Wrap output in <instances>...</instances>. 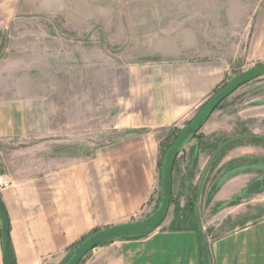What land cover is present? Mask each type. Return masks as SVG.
Masks as SVG:
<instances>
[{
  "label": "crops",
  "instance_id": "obj_1",
  "mask_svg": "<svg viewBox=\"0 0 264 264\" xmlns=\"http://www.w3.org/2000/svg\"><path fill=\"white\" fill-rule=\"evenodd\" d=\"M219 6L212 10L219 11ZM22 11L20 0H0V50L4 31ZM197 11L208 10L201 6ZM246 27L245 59L263 64L264 0ZM186 34L180 48L166 49L159 60L117 69L115 104L96 128L99 144L93 142L94 123L87 117L69 127L84 139L79 147L29 142L45 138L28 131L31 105L8 98L1 92L10 89L0 87V175L10 181L0 190V202L13 264H64L95 232L140 221L154 210L161 193L164 133L193 115L229 74L230 48L224 51L219 31H207L199 22ZM262 109L253 107V117L262 120ZM215 114L200 128L205 137ZM251 133L264 137L263 131ZM243 135L248 134L236 137ZM195 140L180 154L188 151L185 165L199 168L201 160L195 162L189 148ZM255 149L233 148L226 160ZM180 154L171 188L179 208L171 203L155 231L113 239L89 252L84 264H264V196L239 195L247 187L252 190L248 174L215 181L208 179L209 168L200 188L199 182H187L188 195L176 198L184 188L175 178Z\"/></svg>",
  "mask_w": 264,
  "mask_h": 264
},
{
  "label": "rangeland",
  "instance_id": "obj_2",
  "mask_svg": "<svg viewBox=\"0 0 264 264\" xmlns=\"http://www.w3.org/2000/svg\"><path fill=\"white\" fill-rule=\"evenodd\" d=\"M260 1L20 0L23 11L2 35L0 71L6 70V74L0 75V87L10 91L1 93L31 105L27 114L28 131L38 136L44 134L45 138L29 142L45 147H79L84 139L76 138L75 130L69 127L87 117L94 123L93 142L99 144L100 138L95 139L99 135L96 128L99 130L102 117L111 115L115 104L117 69L159 60L166 49L180 48L190 26L203 22L207 31L220 32L224 51L230 48L229 74L223 85L260 65L247 61L244 50L246 26ZM218 5L220 10L213 11ZM201 6L208 11H197ZM208 99L178 128L164 133L160 148L161 178L166 151ZM40 104L43 114L40 106L36 108ZM259 106H264V76L241 86L218 106L209 128L204 129L208 136H203L199 129L192 137L196 138L194 144L189 147L193 148L191 155L195 162L201 160V166H186L188 151L180 154L192 138L179 152L175 178L184 188L175 193L176 198L188 195L187 182H199L204 165L221 144L240 134L264 132V118L253 117L255 112L251 110ZM240 146L256 149L241 158L226 160L230 150ZM239 173L248 174L246 178L251 183L260 184L255 191L249 187L243 189L240 196H264L263 141L246 140L225 147L212 163L208 179L223 181ZM161 198L160 193L156 207L147 217L157 210ZM172 205L179 208L176 202ZM88 255L79 264H84ZM0 264H3L1 242Z\"/></svg>",
  "mask_w": 264,
  "mask_h": 264
},
{
  "label": "water",
  "instance_id": "obj_3",
  "mask_svg": "<svg viewBox=\"0 0 264 264\" xmlns=\"http://www.w3.org/2000/svg\"><path fill=\"white\" fill-rule=\"evenodd\" d=\"M261 76H264V64L251 67L241 72L239 75L224 84L215 94H213L200 108L193 119L189 121V123H187V125L180 131V133L169 146L164 156L161 178L162 198L159 207L153 214L142 221L106 227L95 232L76 247L72 257L65 264H79L89 252L105 244L106 242H109L110 240L119 237L142 236L155 231L163 223L167 216L170 203L172 201L171 188L173 167L175 160L184 144L199 131L201 126L208 120L212 113L225 99H227L241 86ZM243 140H259L264 142V137L256 135H243L229 139L221 144L206 163L199 179L198 188L201 187L208 169L218 154L228 145ZM259 188L260 184L258 182L254 183L251 187L252 191H255ZM0 240L3 264H13L10 254L9 224L1 202Z\"/></svg>",
  "mask_w": 264,
  "mask_h": 264
},
{
  "label": "built area",
  "instance_id": "obj_4",
  "mask_svg": "<svg viewBox=\"0 0 264 264\" xmlns=\"http://www.w3.org/2000/svg\"><path fill=\"white\" fill-rule=\"evenodd\" d=\"M10 186V181L0 175V190L6 189Z\"/></svg>",
  "mask_w": 264,
  "mask_h": 264
},
{
  "label": "trees",
  "instance_id": "obj_5",
  "mask_svg": "<svg viewBox=\"0 0 264 264\" xmlns=\"http://www.w3.org/2000/svg\"><path fill=\"white\" fill-rule=\"evenodd\" d=\"M172 202H174V203H175V201H173V200L171 201V203H172ZM171 203H170V204H171ZM110 241H111V240H110ZM106 243H107V242H106ZM12 262H13V261H12Z\"/></svg>",
  "mask_w": 264,
  "mask_h": 264
}]
</instances>
